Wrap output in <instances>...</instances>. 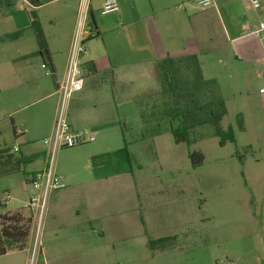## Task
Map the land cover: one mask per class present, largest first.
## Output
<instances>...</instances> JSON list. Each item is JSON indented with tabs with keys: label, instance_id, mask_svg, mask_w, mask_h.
Masks as SVG:
<instances>
[{
	"label": "crops",
	"instance_id": "obj_1",
	"mask_svg": "<svg viewBox=\"0 0 264 264\" xmlns=\"http://www.w3.org/2000/svg\"><path fill=\"white\" fill-rule=\"evenodd\" d=\"M33 1L36 0H24L29 8L37 11L41 4L34 7ZM157 1L161 14H156L153 7L150 15L142 19L136 17L130 24L136 25V30H132L136 38H132L133 46H127L128 55L116 46L106 47V53H87L84 57V87L72 97L68 121L74 130L94 134L96 141L77 147L84 150H80L81 157L72 166H67L65 159L60 165L63 151L67 149L57 153L59 165L55 161L54 171L66 187L52 191L46 204L45 210L48 213L49 209L51 215L46 249H40V253L38 249H5L4 242L23 240L24 223L29 222L32 227L40 216L39 209L28 206L29 201H19L18 206L10 208L0 205V264H30L34 253L44 264H93L104 261L105 249H150L149 242L142 248L131 246L135 240L144 242L148 230L144 203L134 182L132 152L127 138L128 127L132 126V131L134 128L137 132L132 141L138 143V150L144 139L156 140L162 136L154 120L145 123L141 118L143 109L160 93L154 72L161 60L196 56L204 78L217 82L227 112L234 109L238 113L236 119L239 116L243 119L242 134L248 136L244 148L249 153H263L258 142L264 141V94L260 93L264 86V51L256 32L264 24V0H260L262 4L258 9L253 7L252 0H214L210 8L200 7L196 0ZM93 15L91 8L94 20ZM96 27L98 35L95 37H99L101 31ZM72 40L63 51H53L48 46V57L42 56L38 49L55 78V88L30 86L22 95L40 97L37 103L44 104L36 114L23 121L22 138L28 146L36 137L53 136L61 99L58 55L64 57L66 72ZM32 60H37V55L19 56L23 63L19 71L25 76H28V67L24 63ZM150 94L154 96H148ZM18 95L21 96L20 90ZM137 108L138 120L134 119ZM19 148L26 163L23 149ZM47 167L45 161L31 171L24 168L21 172L25 185L29 186L33 174ZM119 196L124 205L122 209L117 202Z\"/></svg>",
	"mask_w": 264,
	"mask_h": 264
},
{
	"label": "rangeland",
	"instance_id": "obj_2",
	"mask_svg": "<svg viewBox=\"0 0 264 264\" xmlns=\"http://www.w3.org/2000/svg\"><path fill=\"white\" fill-rule=\"evenodd\" d=\"M101 1L92 0L94 21L101 35L87 42L89 54H103L106 47L118 46L126 55L127 46H133L132 38H136L132 32L136 25L130 24L136 17L142 19L150 15L153 7L156 14L162 13L158 10L157 0H117L119 12L103 16ZM79 2L39 0L38 16L53 51H63L73 39ZM258 2L261 7L262 2ZM29 9L24 0H0V150L21 146L26 156L25 169L31 171L45 161L49 162L51 147L45 142L51 137H36L28 146L18 133L24 130L23 121L44 107L43 103H37L40 97L22 95L30 86L55 88V78L42 69L45 62L30 28ZM20 31L23 32L20 38H6ZM118 42L122 43L117 45ZM22 55H37V60L24 63L28 67V76L19 71L23 64L19 56ZM61 56L58 55L61 69L57 73L60 81L65 74L64 57ZM85 70L86 67L84 74ZM154 76L160 87L156 70ZM237 114L231 109L221 122L224 130L234 128L237 139L236 143L223 146L210 125L196 131L193 139L197 142L176 144L170 133L171 122L164 121L159 126L162 136L156 140L152 137L144 139V143H139L143 146L137 150L138 143L132 141L137 132L134 128L132 131V126L128 127L134 182L144 203L148 230L144 242L135 240L131 246L142 248L146 242L173 236L178 241L168 243L164 249H105L104 261L93 264H264V151L249 153L244 148L248 136L238 130ZM139 117L137 108L134 119ZM258 143L264 150V141ZM81 149L84 150H64L60 165L64 159L67 166L76 164ZM194 152L203 154L201 166H193L190 155ZM55 161L59 165L57 155ZM24 178L23 172L0 176V200L4 193L12 197L8 208L30 200L34 190L25 185ZM117 202L122 209L120 196ZM46 213L45 210L39 220L36 218L32 227L29 222L24 223L23 240L4 242L5 249H38L39 253L40 249H46L51 217L49 209ZM98 235L97 232L96 237ZM30 264L44 263L37 260L34 253Z\"/></svg>",
	"mask_w": 264,
	"mask_h": 264
},
{
	"label": "trees",
	"instance_id": "obj_3",
	"mask_svg": "<svg viewBox=\"0 0 264 264\" xmlns=\"http://www.w3.org/2000/svg\"><path fill=\"white\" fill-rule=\"evenodd\" d=\"M34 7H39V1H33ZM30 28L34 32L42 56L49 55L48 43L45 39L38 13L35 9L28 10ZM93 27L98 35L95 21ZM23 32H17L6 36L8 40L20 38ZM91 40V39H90ZM156 72L160 83V93L141 112V118L145 123L154 120L157 130L164 121L171 122L170 133L176 144H191L197 142L193 139L196 131L210 125L214 128L215 136L221 140V145L236 143L233 127L224 130L221 122L227 115V106L216 81L206 80L203 76L200 62L196 56L181 58H166L156 65ZM178 126L174 127L173 124ZM238 130L244 131L243 119L237 117ZM125 148L127 158L128 143ZM193 166H201L204 156L194 152L190 155ZM25 161L22 156L12 152L11 148L0 150V176H8L24 171ZM177 237H167L149 242L151 249H164L168 243L174 244Z\"/></svg>",
	"mask_w": 264,
	"mask_h": 264
},
{
	"label": "built area",
	"instance_id": "obj_4",
	"mask_svg": "<svg viewBox=\"0 0 264 264\" xmlns=\"http://www.w3.org/2000/svg\"><path fill=\"white\" fill-rule=\"evenodd\" d=\"M214 0H196L197 5L202 8H210ZM255 9L260 7L257 0H252ZM92 0H80L77 15L76 28L73 35L72 46L64 78L59 83V92L61 95L57 110L56 121L53 136L45 142L51 147L50 160L48 167L42 172L33 174L29 186L34 190L28 206L33 209H39L40 218L45 212L49 195L52 191L62 190L66 187L64 181L55 174V158L61 149H73L91 144L96 141L94 134L84 130H74L68 121L69 102L72 97L81 92L84 87L83 58L87 55V42L94 38L97 33L91 22ZM119 12L117 0H104L101 8L103 16L116 14ZM256 34L259 37L260 44L264 51V24H261ZM43 70L49 71L47 63L42 65ZM264 94V86L260 89ZM20 135L23 131L18 132ZM13 153L19 154V146H15ZM11 195L4 193L0 204L7 206L11 202ZM39 218V219H40Z\"/></svg>",
	"mask_w": 264,
	"mask_h": 264
}]
</instances>
